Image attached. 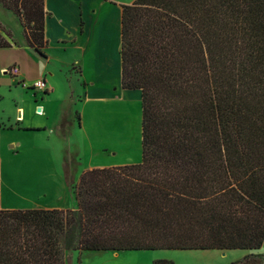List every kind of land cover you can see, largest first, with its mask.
Listing matches in <instances>:
<instances>
[{"label":"trees","instance_id":"obj_1","mask_svg":"<svg viewBox=\"0 0 264 264\" xmlns=\"http://www.w3.org/2000/svg\"><path fill=\"white\" fill-rule=\"evenodd\" d=\"M0 3L46 58L44 0ZM120 5V82L140 90L141 160L84 169L75 209L0 206V264H70L67 251L263 244L264 0ZM11 41L0 25V47ZM68 176L65 167L72 184Z\"/></svg>","mask_w":264,"mask_h":264},{"label":"rangeland","instance_id":"obj_2","mask_svg":"<svg viewBox=\"0 0 264 264\" xmlns=\"http://www.w3.org/2000/svg\"><path fill=\"white\" fill-rule=\"evenodd\" d=\"M117 2H129V0H105L109 6H117ZM14 18L12 12L0 3V25L3 30L9 31L12 36L11 42L14 45L12 48L1 50L0 61L6 67L17 64L20 72L24 73L21 78L20 75L14 76L7 72H0V206L2 208H5L4 204L17 206L31 204L33 206L35 203L53 199L54 196L51 195L53 190L55 189L56 195L58 192L60 193L61 181H65V178L62 177V173H64L62 163H66L68 177L72 178L73 182L68 186L65 184L69 194L67 199L75 198L73 184L79 178L76 177L81 171V165L86 166L90 160L96 157L92 154L95 149L90 148L88 139L84 136L82 138L81 134L77 135L79 133V113L76 110L72 113L73 130L71 126H68L69 123L71 124V117L69 119V114L66 112H64L62 122L53 124L52 129L49 120H46L45 123V120L38 116L36 109L39 106L36 108L35 103L33 104L34 96L38 100L42 95V91L34 89L32 86L33 80L40 77L42 70H45V73L47 71L53 73L56 83L53 92L54 98L59 97L62 92L60 82L67 84L70 78L73 81L72 86L76 88L75 91L80 90L78 79L76 80L80 67L79 63L75 61L79 57L74 59L72 54L64 55L51 44L44 47L47 57H42L30 48L24 37L22 23L18 18L17 21ZM66 28L72 32L71 21ZM93 36L92 32L88 39L86 35L80 40L77 39V46L80 43L91 47L98 38H93ZM40 50L43 51L41 48ZM21 79L24 81L22 82ZM136 90L139 93L142 120L141 94L139 89ZM118 100L136 104L139 99ZM19 107L22 108V114L19 112ZM132 108L133 106L130 105L127 111L134 115ZM111 111L115 114L121 113L117 108ZM40 112L42 113V110ZM39 123H45L48 127L37 131L19 129L20 126ZM64 131H66L65 135L62 136ZM139 135L140 148L131 146L130 153L129 148L109 146L101 148L98 155L112 158L110 155L116 154L115 158L120 159L119 155L126 152L128 159H122L123 161L139 162L142 156L141 124ZM42 187L47 188L49 195L45 200L36 199L37 192L44 189ZM74 201L73 206L66 205L65 207L77 208L76 199ZM249 253L250 255L242 264H264V241L258 251L250 252L246 249L91 250L80 253L67 251L65 256L70 260V264H151L153 260L159 258L170 259L174 264H230L241 260Z\"/></svg>","mask_w":264,"mask_h":264},{"label":"crops","instance_id":"obj_3","mask_svg":"<svg viewBox=\"0 0 264 264\" xmlns=\"http://www.w3.org/2000/svg\"><path fill=\"white\" fill-rule=\"evenodd\" d=\"M131 1L129 0V2ZM117 3V6H109L105 3V0H44V37L47 39V45L51 44L54 48H58L59 52L64 55L72 54L74 59L79 57L75 61L79 63L80 67L76 77L80 90L75 91L76 88L72 86L73 81L70 78L67 84L60 82L62 92L59 97L54 98L53 92L56 83L53 79V73L48 71L45 73V70H42L38 79L42 78L44 80L45 92L42 93L38 100L34 96L33 104L35 103L34 106L36 108L37 106L40 107L42 113L38 114V116L42 117L45 123L46 120H49L50 126L59 121L62 122L64 112H66L69 114V119L71 117V124L69 123L68 126H71L73 130L72 113L75 110L79 113V133L77 135L81 134L82 138L84 136L88 139L90 148L95 149L92 154L96 155V157L90 160L86 166L81 165V171L76 178L87 168L132 163L130 160H122L128 159L126 152H122L119 155L121 160L115 158L116 154L110 155L112 158L106 157V155L99 156L101 148L109 146L124 147L129 148V153L131 146L140 148L141 117L139 93L136 89L122 88L120 82V4L128 2ZM92 7L93 9L91 10ZM14 17V20L17 21V17L15 15ZM81 20L83 22L82 31L80 30ZM69 21L73 24L72 32H69L66 28L69 25ZM92 32L94 33L93 38H98L91 47L80 43L77 46V39L80 40L85 35L88 36V39L91 37ZM13 46L11 42L10 47H0V52ZM2 63L0 61V72L6 73V69L9 66L6 67ZM19 75L22 78L24 73L19 72ZM21 81L23 82L24 79H21ZM118 99L139 100L135 104ZM130 105L133 106L134 115L127 111ZM114 108H117L121 113H113L111 110H114ZM18 109L20 114H22V108L19 107ZM45 123L20 126L19 129L33 131L42 128L46 129L48 125H45ZM65 132H63L62 136L65 135ZM62 164L64 171L67 166L66 163ZM62 177H64V173H62ZM65 184L68 186L62 180L61 192H58L57 195L55 194V189L53 190L51 195L54 197L50 201L35 203L33 206L31 204L21 206L4 204V206L5 208H71L65 206H73L75 198L71 199L68 197L69 199H67L69 194ZM42 188L44 189L37 192L36 199L45 200L46 196L49 195L47 188Z\"/></svg>","mask_w":264,"mask_h":264},{"label":"built area","instance_id":"obj_4","mask_svg":"<svg viewBox=\"0 0 264 264\" xmlns=\"http://www.w3.org/2000/svg\"><path fill=\"white\" fill-rule=\"evenodd\" d=\"M6 72L10 73V74H12L14 76H17V75H19L20 70H19V67H18L17 64H13V65L9 66L6 69ZM32 86H33L34 89L36 88V89H39L40 91H42V93L45 92L44 91L45 90V82H44V80L42 78L35 80ZM40 111H41L40 108L36 109V112L38 114L41 113Z\"/></svg>","mask_w":264,"mask_h":264},{"label":"bare ground","instance_id":"obj_5","mask_svg":"<svg viewBox=\"0 0 264 264\" xmlns=\"http://www.w3.org/2000/svg\"><path fill=\"white\" fill-rule=\"evenodd\" d=\"M38 108H40V107H38Z\"/></svg>","mask_w":264,"mask_h":264},{"label":"water","instance_id":"obj_6","mask_svg":"<svg viewBox=\"0 0 264 264\" xmlns=\"http://www.w3.org/2000/svg\"><path fill=\"white\" fill-rule=\"evenodd\" d=\"M39 109V108H38Z\"/></svg>","mask_w":264,"mask_h":264}]
</instances>
